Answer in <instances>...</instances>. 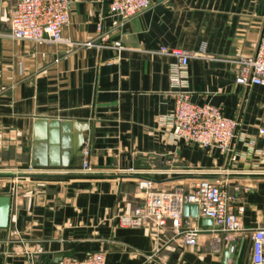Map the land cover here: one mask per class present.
<instances>
[{
	"label": "crops",
	"instance_id": "obj_1",
	"mask_svg": "<svg viewBox=\"0 0 264 264\" xmlns=\"http://www.w3.org/2000/svg\"><path fill=\"white\" fill-rule=\"evenodd\" d=\"M18 1L0 0V195L11 197L0 264H54L96 252L106 264H223L207 235L198 245L183 243V229L213 227L201 219L185 218L179 230L169 222L157 233L120 227L118 216L141 205L142 178L187 191L209 177L244 208L245 228L264 224V87L235 81V60L258 44L264 0H149L121 26L105 0H71L62 35L77 46L11 38ZM102 37L122 48L99 47ZM87 42L95 45H79ZM162 48L193 55L186 87L193 103L239 123L235 164L217 150L171 141L165 124L176 58ZM235 247L238 264H250L248 243L239 237Z\"/></svg>",
	"mask_w": 264,
	"mask_h": 264
},
{
	"label": "built area",
	"instance_id": "obj_2",
	"mask_svg": "<svg viewBox=\"0 0 264 264\" xmlns=\"http://www.w3.org/2000/svg\"><path fill=\"white\" fill-rule=\"evenodd\" d=\"M108 15L114 26H121L149 7V0H105ZM71 0H19L9 21L8 35L20 41L35 44H62L77 46L65 39L63 29L70 20ZM100 30V27H99ZM91 47L92 42L79 44ZM99 47L120 50L118 43H107L101 38ZM161 53L176 58L171 73V81L177 87L172 113L166 120L169 137L174 143L195 145L202 149L217 150L225 155L231 164L238 160L237 142L241 138L239 123L223 115L220 108L211 104L197 105L191 101L187 87V66L193 56L180 49L162 48ZM237 65V84L251 87H264V16L258 44L255 52L235 60ZM258 134L264 135V117L258 127ZM83 168L90 170L88 150H83ZM137 190L142 195V203L130 214L118 216L120 227L153 228L157 233L170 222L179 230L185 217L183 206L196 204L197 219L207 218L213 221L211 229L188 227L179 232L187 246L199 244L201 234L207 235L209 250L214 256H220L224 248L239 237L248 243L250 264H264V224L245 228L242 223V206L235 208L233 198L224 189V184L216 178L198 179L187 191L180 187L171 189L157 188L148 178L137 183ZM236 247L231 248L234 254L226 264H238ZM34 264V263H32ZM57 264H106L102 252L91 253L82 260L65 258Z\"/></svg>",
	"mask_w": 264,
	"mask_h": 264
},
{
	"label": "water",
	"instance_id": "obj_3",
	"mask_svg": "<svg viewBox=\"0 0 264 264\" xmlns=\"http://www.w3.org/2000/svg\"><path fill=\"white\" fill-rule=\"evenodd\" d=\"M11 208V197L9 195H0V229L7 228L9 225ZM183 216L185 218L197 219L198 217V206L196 204H185L183 206ZM202 224L204 226H212L213 221L211 219L202 218ZM237 242H231L222 251V263L226 264L229 258H232L234 254L231 252V248L235 247ZM59 260H56L54 264H57Z\"/></svg>",
	"mask_w": 264,
	"mask_h": 264
},
{
	"label": "rangeland",
	"instance_id": "obj_4",
	"mask_svg": "<svg viewBox=\"0 0 264 264\" xmlns=\"http://www.w3.org/2000/svg\"><path fill=\"white\" fill-rule=\"evenodd\" d=\"M242 259L244 260L245 263L248 262V256L245 255Z\"/></svg>",
	"mask_w": 264,
	"mask_h": 264
}]
</instances>
